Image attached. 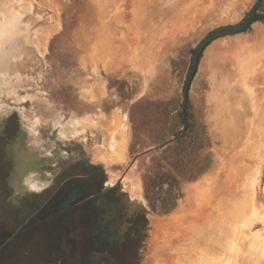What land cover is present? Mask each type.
Listing matches in <instances>:
<instances>
[{"label":"rangeland","instance_id":"374dc122","mask_svg":"<svg viewBox=\"0 0 264 264\" xmlns=\"http://www.w3.org/2000/svg\"><path fill=\"white\" fill-rule=\"evenodd\" d=\"M183 2L0 0V264H158L180 247L169 220L193 213L192 188L234 145L214 122L216 81L264 64V0ZM261 142L253 195L220 196L237 220L212 216L219 253L200 264H264Z\"/></svg>","mask_w":264,"mask_h":264},{"label":"bare ground","instance_id":"6f19581e","mask_svg":"<svg viewBox=\"0 0 264 264\" xmlns=\"http://www.w3.org/2000/svg\"><path fill=\"white\" fill-rule=\"evenodd\" d=\"M163 1H165V0H163ZM182 3H184L183 0H176V4L178 5V7L179 6L182 7V5L186 4V3L185 4H182ZM171 9H170V12H171ZM173 9H175V8L173 7ZM191 10H193V9H191ZM161 17H159V18H161ZM258 47H259V45H258ZM109 55H110V53H109ZM233 67L231 66L228 69L226 68V70L224 68L223 74L220 76V80L216 81L215 89L220 91V94L217 95L218 100L216 102L217 104L214 107V109L219 110V112L216 113L217 118H218V115L221 116L218 118L220 120H216V117H214L215 118L214 122H216L215 123L216 126L217 127L219 126V128H221L222 134L220 137L222 138V140L225 141L224 144L227 143V145H230L231 143H234V145L232 146L233 148H231V150H232L231 151V157L227 158V160H225V162H222L219 165L217 172L214 173V175L211 178H209L210 180L207 179V181H205V182H201V183L196 184L194 186V188L191 187L193 189L192 191H194V192H192L193 195L190 196L191 197V199H190L191 203H190V205L189 204L188 205H189V209H191V211H193L192 214L191 213L190 214H186V213L180 214L177 218L175 217V219H173L172 221H170V220H169V222H168V220L166 221V222H168L169 225L174 227V228L172 227L174 229V232H176V233H174V235H175V237L177 236L178 239L177 238L176 239L179 241V242L176 241L177 242L176 244L180 243L178 245H180L182 250L180 249V247L178 249H176L175 252L177 251L178 254L172 251L173 256L170 257V259H169V257H167V259L170 261L164 260V257H162L163 259L161 258L162 260H160L158 262V264L160 262L162 264H200V261H202L201 260L202 254L210 255L216 249L217 250L215 251V253L216 252L219 253L218 248L220 246L218 244H216V242L218 243V239H215V237L212 236L213 232L216 234L218 231V230L215 231L217 228L213 224V221H215L214 223H216V217H214V219H212V216L215 213H218V215H222V216L224 215L225 217L223 216V219L224 218L226 219L225 222L228 221L229 223H231L230 220L236 219V216H233L234 217V219H233V217L231 215L232 219H230L231 217L229 218V217H227V215L229 216V214H231V208H233L232 206L236 205V202L234 200L235 199L239 200V198H240V201H241V199H242L241 197L243 196V198H244L245 195H246V198L249 196L248 201H249V198L251 199V196H250L252 194L251 189H253V188L251 187V185L249 186V187H251V189L247 188L248 186L246 185V183L249 181H245V175H247L248 170H251V169H249L251 166L249 159L250 158L253 159V156H254V155L251 156V154L253 152L255 154V152H257L256 149H257L258 145L260 144V142L264 141V64L257 65L256 62L253 61V62L249 63L248 66L242 67L241 65H239V66L233 65ZM237 75H239V76H237ZM96 86H97V84H96ZM100 89H102V88H100ZM95 96H96V94H95ZM226 119L227 120L229 119V124H227ZM231 122L232 123L234 122V123L232 124ZM123 125H124V123H123ZM122 128H125V127H122ZM116 131L117 130L115 129V133H116ZM124 133L127 135L126 131ZM124 133H123V136H121L122 134L119 135V133L117 131L119 138L115 135V137H113V140L111 141V143L109 145L111 153L114 156H116V158L121 157L123 159L125 157V154H126L127 143H125V142H127L128 139L126 137H128L129 135L125 136ZM120 142H121V144H120ZM259 146H261V145H259ZM226 150L227 149H225V151ZM226 152H230V149H228V151H226ZM111 157H113V156H111ZM259 176H260V174H259ZM249 178L246 177V179H249ZM244 182H246V183H244ZM240 184H242V185H240ZM247 184L249 185V183H247ZM131 186H132V184H131ZM215 186H217V188L218 187L223 188V191L221 192V194H218L217 191H216L217 193L215 191H213L212 187H215ZM243 186L244 187L247 186V187H245V190H247L249 192V194L251 193L250 195L249 194L247 195L248 192L246 193L245 190H242ZM135 187H137V186H135ZM129 188L130 187H128L127 189H129ZM136 190H138V189H136ZM244 191L246 194H244ZM140 192H141V190H140ZM134 193H135V191H134ZM220 196H222V198L228 197L230 202H231V200H233L232 204L235 202L234 205L230 206L231 204H229V206L231 207L230 208L227 205L228 201H226V203H225V201H223V206H221V204H220L219 205L220 207H219L217 205V204H219L217 202V200L220 199ZM253 197H252V200H253ZM246 198H244V199H246ZM224 199H222V200H224ZM243 200H242V203L240 202L241 204H243V202H245ZM215 202H216V204H215ZM248 204H249V202H247V205ZM216 205H217V207H216ZM243 205H245V204H243ZM249 206H247V207H249ZM242 208H244V207H242ZM244 209H242L241 214H239V213L238 214L242 215V216L245 215L246 211H244ZM247 209H251V208L249 207ZM235 210L232 211L233 214H234ZM239 211L240 210H238V211L236 210V212H239ZM238 214H236V215L238 216ZM239 217L241 218V216H239ZM239 217H237V218H239ZM245 217H246V215H245ZM164 219H167V218L165 217ZM250 219H251V217H250ZM242 220H244V219H242ZM186 222H187V224H186ZM210 222H212L213 225ZM208 223H210L212 225L211 226L212 228L210 227V224L208 225ZM245 224L248 225L247 223H245ZM206 225H208L210 228H208V226H206ZM221 225H223V224H221ZM213 226L216 228L215 230L213 229L214 228ZM156 227H158V226H156ZM206 227L208 229V233H206L207 231H205ZM222 227H220V228H222ZM203 228H205V230H204L205 232L203 231V233H201L200 231H202ZM192 230H194V233L197 232L196 234H194V237L192 236L193 235ZM210 230H212V231L214 230V231L211 232ZM198 232H200L201 234ZM235 232H236V230H235ZM243 233H245V232H243V230L239 229V231H237L236 234H238L239 237H243L242 236ZM154 234H156V233H154ZM219 234H216V236ZM227 238H228V236H227ZM227 238L225 240L226 241L225 243H227ZM171 241H172V239H171ZM171 241L169 242V245L173 247L174 243ZM221 241H223V240H221ZM153 243H154V241H153ZM162 245L161 246L159 245V247L156 246V248L161 250L163 247ZM217 246H219V247H217ZM182 247L184 248V251H183ZM193 247H194L195 253L194 254L192 253L193 255L190 253L188 256V254L186 252H189L191 250L194 252ZM158 249H156V251ZM152 250H153V248H152ZM170 250H171V247H170ZM178 250H180V252H178ZM157 253H158V251H157ZM160 253L163 254L162 252H159L158 254H160ZM182 254H183V256H182ZM220 254H222V253L220 252ZM154 255H155V253H154ZM213 257L217 258V256H213ZM155 258H157V257L155 256ZM207 260L208 259H206V262L205 261L201 262V264H203V263L208 264Z\"/></svg>","mask_w":264,"mask_h":264},{"label":"water","instance_id":"95a60500","mask_svg":"<svg viewBox=\"0 0 264 264\" xmlns=\"http://www.w3.org/2000/svg\"><path fill=\"white\" fill-rule=\"evenodd\" d=\"M216 34H220L219 32H215V33H213L211 36H209L208 38H207V40L209 39V38H211L212 36H215Z\"/></svg>","mask_w":264,"mask_h":264}]
</instances>
